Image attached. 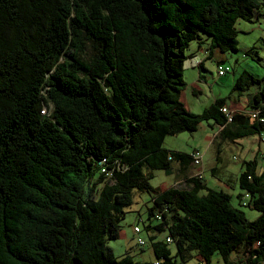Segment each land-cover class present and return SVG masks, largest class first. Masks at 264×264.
I'll return each instance as SVG.
<instances>
[{"label": "trees", "instance_id": "obj_1", "mask_svg": "<svg viewBox=\"0 0 264 264\" xmlns=\"http://www.w3.org/2000/svg\"><path fill=\"white\" fill-rule=\"evenodd\" d=\"M263 14L264 0H0V264H135L109 243L138 193L157 221L145 227L154 264H264V169L246 161L238 178L259 213L249 221L207 185L197 151L164 147L204 123L264 143V77L234 86L248 110L183 102L190 45L205 35L236 53L240 22ZM153 171L179 182L154 187Z\"/></svg>", "mask_w": 264, "mask_h": 264}, {"label": "rangeland", "instance_id": "obj_2", "mask_svg": "<svg viewBox=\"0 0 264 264\" xmlns=\"http://www.w3.org/2000/svg\"><path fill=\"white\" fill-rule=\"evenodd\" d=\"M240 23L249 24V30L239 32L236 53H221L219 49H212L211 42L205 35L203 38L206 42L202 44V49H199V42L194 41L187 50L186 54L191 57L184 65V80L187 87L183 92V102L194 114H201L216 99H224L228 105L238 99L240 94H242L241 99H246L244 93L233 90L244 72L256 79L264 77V14L260 17L259 23L250 24L244 21ZM222 59L224 62L220 63ZM203 62L205 69L199 72V64ZM219 65L230 70L224 77L218 75ZM199 73L203 76L201 80ZM230 110L234 112L239 109L234 105ZM217 135V129L212 130L207 123H204L197 132L166 137L164 147L188 154L197 151L202 158L199 171L203 173L201 171L203 168V176L208 186L227 192L232 198V205L242 210L247 220L255 221L259 213L244 205L249 203V198H239L242 191L239 188L238 178L246 161H256L258 171L264 169V143L260 142L259 135L235 141H224L219 136L216 137ZM214 168L219 169L216 177L212 175ZM152 173L151 182L154 187L162 185L164 188H169L179 182L178 178L166 176L165 171ZM201 193L205 194V192ZM151 205L148 194L138 193L133 205L127 209L126 218L122 222L121 237L109 243L118 258H123L129 253L135 264H154L155 257L150 247L149 234L145 230L151 222L157 223L156 220L151 221L149 218L148 208ZM135 226L142 229L141 237L147 240L144 249L136 242ZM167 235V232L159 235L160 240H165ZM170 247L175 252V246L170 244ZM177 264L185 263L179 261ZM186 264H199V261L193 258ZM212 264H222L221 257L215 255Z\"/></svg>", "mask_w": 264, "mask_h": 264}, {"label": "crops", "instance_id": "obj_3", "mask_svg": "<svg viewBox=\"0 0 264 264\" xmlns=\"http://www.w3.org/2000/svg\"><path fill=\"white\" fill-rule=\"evenodd\" d=\"M242 32L243 31H247V30H249V24H243V25H241V29H240ZM251 90V89H250ZM248 96V95H247ZM235 105V107L236 108H238L239 110L240 109H242V110H244V109H246V110H248V106H249V97H246V99H241V96L238 98V99H235L233 102H232V104L231 105H229L230 107H232V106H234ZM212 130H215V128L214 129H212ZM216 135V134H215ZM207 185H208V183H207Z\"/></svg>", "mask_w": 264, "mask_h": 264}, {"label": "built area", "instance_id": "obj_4", "mask_svg": "<svg viewBox=\"0 0 264 264\" xmlns=\"http://www.w3.org/2000/svg\"><path fill=\"white\" fill-rule=\"evenodd\" d=\"M230 70L229 68H225V67H221L219 66L218 67V74L219 76H224L226 73H228ZM223 111L226 113V109H223ZM263 141H264V137L262 138ZM198 156V155H197ZM199 157V156H198ZM195 165L196 166H200L201 165V159L200 158H196V161H195ZM200 172V171H199ZM135 232L136 233H139L140 232V229L139 228H135ZM138 242L140 244H144V240L141 239V238H138Z\"/></svg>", "mask_w": 264, "mask_h": 264}]
</instances>
